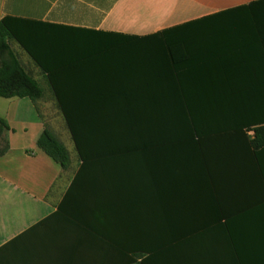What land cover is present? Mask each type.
<instances>
[{"label":"crops","instance_id":"obj_1","mask_svg":"<svg viewBox=\"0 0 264 264\" xmlns=\"http://www.w3.org/2000/svg\"><path fill=\"white\" fill-rule=\"evenodd\" d=\"M258 1L264 0H0V20L142 38L175 29V94L194 97L195 110L226 111V95H264V73L249 67L261 64L264 9L255 17L237 9ZM10 46L46 89L37 105L28 97H0L8 125L0 130V264H264V146L250 144L253 131L208 135L189 153H168L164 137H150L142 152H101L82 170L45 76L18 43ZM245 79L259 86L241 91L234 81ZM131 87L80 89L85 96L118 94L113 108L85 98L82 109L98 113L91 126L102 125L104 110H133ZM163 93L145 86L147 100L136 109L165 110ZM155 95L157 102L149 100ZM53 109L64 137L46 114ZM255 110L264 111V103ZM45 126L73 142L67 169L38 148Z\"/></svg>","mask_w":264,"mask_h":264},{"label":"trees","instance_id":"obj_2","mask_svg":"<svg viewBox=\"0 0 264 264\" xmlns=\"http://www.w3.org/2000/svg\"><path fill=\"white\" fill-rule=\"evenodd\" d=\"M237 9L251 10L246 16L255 17L256 9H264V1ZM174 31L170 29V34L164 32L143 38L107 33L85 34L87 31L79 28L4 17L0 20V97H28L37 105L44 96L42 85L25 70L11 48L13 41L30 56L45 76L82 161V170L101 152H142L149 146L144 141L150 137H164L168 153L192 152L208 135L224 132L248 136V132L253 131L250 144L256 149L264 146V111L255 110L256 105L264 103V95L229 94L226 95V111L205 112L193 109L194 97L175 94L179 81H175V38L171 36ZM258 51L261 64H251L249 67L252 70L256 67L264 73V37ZM143 53L153 55L143 57ZM85 67L90 72L87 78ZM128 74L134 77L132 81L123 84V80L115 79L129 77ZM139 77L143 80H139ZM234 83L243 89L241 91L247 92L259 86L258 81L253 79ZM125 84L135 91L130 101L136 106L135 110H104L99 113L102 125L91 126L98 113L82 109L85 98L93 102L99 98L109 107L112 103L113 108L118 94L103 92L97 93L99 97L95 94L85 96L79 90L87 86L95 90L113 91ZM145 86L164 91L160 101L165 102V110L136 109L147 100L141 94ZM261 88H264V84ZM149 100L157 102V95ZM121 122H126L128 128L117 125ZM4 128H8V125L0 118V130ZM117 138L133 142L114 144ZM37 146L63 169L70 166L68 148L47 126L40 134ZM150 146L157 148L158 142Z\"/></svg>","mask_w":264,"mask_h":264},{"label":"rangeland","instance_id":"obj_3","mask_svg":"<svg viewBox=\"0 0 264 264\" xmlns=\"http://www.w3.org/2000/svg\"><path fill=\"white\" fill-rule=\"evenodd\" d=\"M40 82H41L42 86L46 89L45 82H43L42 80H40ZM46 114L49 115L50 123L51 124H54V127H55L56 132L58 133V135H60L61 137H64V134H63L62 130L58 127L59 120H60L59 119L60 118V114L57 112V110L56 109H53V111H51L49 113H46ZM66 130H67V127H66ZM61 140L65 143V145L67 146L68 150L70 151V155H71V158H72V161H73L74 156L76 155V150H75V147H74L73 142H71V139L70 138H67V139H65V138L62 139L61 138Z\"/></svg>","mask_w":264,"mask_h":264}]
</instances>
